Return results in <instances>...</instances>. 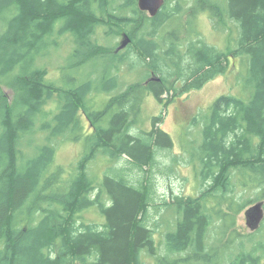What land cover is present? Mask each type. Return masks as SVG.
<instances>
[{
	"label": "trees",
	"instance_id": "trees-1",
	"mask_svg": "<svg viewBox=\"0 0 264 264\" xmlns=\"http://www.w3.org/2000/svg\"><path fill=\"white\" fill-rule=\"evenodd\" d=\"M194 1L185 13L184 0H166L151 17L138 0H0V264H146L143 251L158 264H263L264 226L244 236L231 229L236 208L239 213L264 198V0ZM200 11L224 26L236 22L237 47L229 44L223 51L203 40L192 26ZM173 21L181 28L167 30ZM101 26L108 37L128 33L130 50L116 52L115 46L98 43L94 35ZM67 34L74 37V67L106 60L99 75L59 87L35 59L42 55L41 43ZM129 53L159 80L130 83L103 109H94L90 95L99 87H120V66L130 62ZM233 58L246 61L249 97L226 94L213 104L198 167L204 189L165 201L176 207L177 227L166 233L168 252L160 255L163 241L159 248L157 229L149 224L156 194L148 174L160 164L159 151L172 149L174 142L161 127L163 115L153 116L150 130L133 132L144 97L150 92L165 106L228 73ZM2 85L13 89V100ZM54 96L60 108L48 118L44 106ZM81 114L92 124L88 132ZM38 131L46 140L34 156H25L21 140ZM59 136L85 141L74 172L54 167ZM100 152L112 160L126 155L132 168L111 166L96 182L88 168ZM135 169L144 175L130 177ZM235 175L243 188L256 190V199L235 197ZM91 207L104 215V224L80 222V213ZM213 224L219 225L217 236L211 234Z\"/></svg>",
	"mask_w": 264,
	"mask_h": 264
},
{
	"label": "rangeland",
	"instance_id": "rangeland-1",
	"mask_svg": "<svg viewBox=\"0 0 264 264\" xmlns=\"http://www.w3.org/2000/svg\"><path fill=\"white\" fill-rule=\"evenodd\" d=\"M174 3H171L170 8L174 6ZM194 3L196 4L194 0H184L185 13L195 6ZM184 24L186 25V23ZM181 25V22L177 23L173 21L166 26V29L170 31L175 27L181 28ZM192 26L193 30H196L203 40L219 50L224 51L228 49L229 44H233L234 48L238 45L239 28L236 22L229 21L228 26H224L222 21L212 17L209 11H200L193 17ZM3 27L4 22L0 24V31ZM106 29L104 26L99 27L94 35V39L102 45L115 46L117 49L122 40L123 33L119 36L113 35L108 37L106 36ZM180 35L183 38L187 37V33L185 32H180ZM194 38L197 39L196 36ZM75 48L74 37L71 34L57 35L56 38H51L48 42L40 44L42 55L36 57L35 64L37 67L47 69L48 74L46 78L49 82L59 87L67 85L78 86L89 75L93 73L99 75L105 66L106 59L102 58L103 61H91L84 68L74 67L73 65L77 61V58H71L70 56ZM128 50L130 49H125V52ZM135 56L134 53H129L130 62L121 63L118 74L120 87L112 88L111 90H103L102 87H99L90 95L94 109H103L110 98L124 90L128 84L139 81L145 82L150 79L152 75L148 76V73L140 68V65L136 63L138 60ZM230 61L228 73L220 74L214 79L209 80L202 88L193 89L188 94L174 96L169 101L167 99L172 97V94L163 95L165 101H167L165 106L156 100L150 92L144 97L139 123L133 132L138 134L141 130H150L152 128L153 116L163 115L164 120L161 127L171 135L174 142L172 149L159 151L157 160L160 164L158 167H154L150 174H148L154 183L156 194L154 205L149 211V224L157 229L155 230L154 239L159 248V242L163 241V247L159 250L160 255L163 252H168L167 247L165 248L164 246L166 233L175 230L177 227L176 207H168V203H165V201L172 202L176 196H197L204 189V185L198 176V167L200 165L199 158L201 157L200 150L204 142L202 131L205 121L209 120L211 116L213 104L219 97L226 94L244 99L249 97V91L244 87L247 83L246 61L245 64L241 60L239 61L238 58H233ZM102 85V83H99L98 86ZM2 89L6 93V96L10 100H13L15 96L13 89L7 85H2ZM59 108L60 103H58V98L54 96L53 100L48 101L44 106V112L49 118L51 112L58 111ZM82 114L81 118L88 132L91 130L92 124ZM41 120L42 118L39 117L38 125L41 123ZM46 136L47 134L44 132L38 131L36 134L24 137L21 140L23 154L28 157L34 156L38 145L43 144ZM55 145L57 152L54 167L62 166L67 169V172H74L79 160L86 151L84 139L75 141L69 140L66 136H59L56 139ZM111 166L132 168L128 156L125 155L119 159L112 160L110 156L100 152L97 158L90 163L88 171L96 182L99 179L103 181L108 168ZM142 175L144 174L141 170L135 169L129 176L137 179ZM234 177L235 197L241 199L243 202L256 199V190L243 188L242 183L236 178L237 176L235 175ZM98 190L97 187L94 195L98 193ZM104 199L108 200L106 196H104ZM261 200L264 201V198L253 201L248 206L242 208L239 213H237L236 208L233 214H235L234 218L237 224L230 229H236L241 236L251 233L246 224L245 211L248 207ZM79 218L80 222L97 223L99 225L104 224L106 221L104 215L96 207L85 209L80 213ZM213 225L211 234L217 236L219 225ZM158 226L159 228H157ZM263 226L264 221L262 223ZM142 259L143 261L145 259L146 264H158L157 257L152 256L148 251L142 252ZM218 259H221V255Z\"/></svg>",
	"mask_w": 264,
	"mask_h": 264
},
{
	"label": "water",
	"instance_id": "water-1",
	"mask_svg": "<svg viewBox=\"0 0 264 264\" xmlns=\"http://www.w3.org/2000/svg\"><path fill=\"white\" fill-rule=\"evenodd\" d=\"M166 0H138V7L142 12L148 13L151 17L156 16L165 5ZM132 43V38L128 33H123L122 40L116 49L120 52L126 49ZM159 80L155 74L147 81ZM246 224L251 232L259 230L264 221V201H258L248 207L245 211Z\"/></svg>",
	"mask_w": 264,
	"mask_h": 264
}]
</instances>
